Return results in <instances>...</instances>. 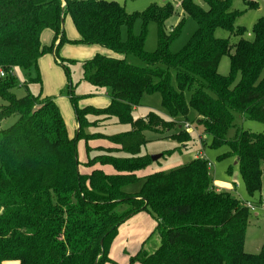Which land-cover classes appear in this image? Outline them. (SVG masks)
I'll use <instances>...</instances> for the list:
<instances>
[{
    "label": "trees",
    "instance_id": "trees-1",
    "mask_svg": "<svg viewBox=\"0 0 264 264\" xmlns=\"http://www.w3.org/2000/svg\"><path fill=\"white\" fill-rule=\"evenodd\" d=\"M199 1L182 0V16L167 30L166 21L180 16L171 1L152 3L131 15L113 0H0V122L16 117L11 126L0 128V264L111 262L108 250L119 225L140 210L156 220L159 244L148 252L143 243L130 263L264 264V241L255 253L243 247L249 209L231 193L214 189L206 159L195 157L168 172H153L138 191H124L140 179L136 172L152 162L139 154L148 141L144 132L168 122L152 111L133 119L141 97L153 93L160 94L171 118H185L192 110L211 136V146H227L222 157L235 160L249 196L262 187L264 135L239 129L231 139L225 136L233 127L234 111L264 124V16L246 36L245 27L235 25L242 11L232 9V0ZM242 1L249 8L257 6L256 1ZM67 14L77 32L73 40L64 34ZM186 16L195 20L196 31L182 49L171 52L169 45ZM137 19L143 29L149 22L157 25L153 52L144 50L143 34L131 33ZM123 26L126 41L121 39ZM217 29L238 37L232 52L229 38L215 36ZM45 30L52 35L49 45L41 43ZM65 43L109 51L81 62L83 79L104 91L107 106L79 108L69 85L77 125L73 136L53 98L31 93L17 98L12 91L18 86L15 68L34 70L29 81L40 83V57L50 53L56 58ZM127 56L143 65L128 62ZM223 56L229 58L227 75L218 73ZM110 118L131 129L98 133L111 145L91 148L84 129ZM79 138L86 146L87 172L79 169Z\"/></svg>",
    "mask_w": 264,
    "mask_h": 264
},
{
    "label": "rangeland",
    "instance_id": "rangeland-1",
    "mask_svg": "<svg viewBox=\"0 0 264 264\" xmlns=\"http://www.w3.org/2000/svg\"><path fill=\"white\" fill-rule=\"evenodd\" d=\"M121 4L125 11L131 15L141 14L150 4L156 3L162 5L167 1H171L179 11V17L169 18L165 25L169 30L176 26L178 20L182 16L180 3L182 0H113ZM257 2L256 7H247L242 0H232V9L242 11V14L236 19L235 25L244 26L247 36L255 21L264 16V0H253ZM201 2V0L199 1ZM63 28L65 37L68 39L77 38V32L74 28L70 15H65L63 19ZM197 28L194 19L185 17L182 28L175 39L170 43L169 50L171 52H178L182 49L188 41L192 38ZM133 35H144V50L146 52H153L157 47V25L154 22H149L143 29L142 23L137 19L131 29ZM215 36L220 38H229L232 46L237 42L238 37L231 35L227 31L217 29ZM128 37V29L123 26L121 28V39L126 41ZM51 37L48 32L41 35V43L49 45ZM95 52H98L97 45L85 44H63L58 51V56L50 53H44L40 57L38 68L41 82L29 81V78L35 77L34 70H24L22 68H15L13 75L18 81V86L12 91L17 98L23 97L27 93L35 96L50 97L54 99L60 112L63 115L65 125L71 136L74 135L73 126L76 125L74 116V109L70 96L68 95L69 85L73 90L72 95L78 96L77 106L79 108L85 106H94L102 108L108 105L109 100L103 90H97L90 83L85 81L82 76L81 62L87 58L92 57ZM65 60L61 64L60 60ZM127 61L138 66L143 64L134 57L127 56ZM229 72V58L223 56L218 65V73L227 75ZM264 74V71H263ZM172 85L176 87L174 73L171 79ZM190 93H185V99L188 100ZM2 102L0 101V104ZM152 111L165 120L166 123L154 127L150 131H145L144 136L148 140L140 146L139 154L152 156H159L156 160L144 169L138 171L136 174L140 178L136 183L128 185L124 188L126 192H136L140 189L144 182V177L156 171L168 172L172 169L186 165L195 157H202L210 163L209 172L213 179L214 189L222 192H229L243 202H257L261 196L264 195V177L262 179V187L259 192L249 196L244 188L242 178L239 173L238 166L235 160L230 157H222L228 150L226 145L219 147L211 146V136L203 132L201 125L196 122L197 114L190 111L187 117L171 118L167 115L166 110L161 105V97L159 93L144 94L139 104L132 110L133 119H143L147 117L148 113ZM233 127H231L225 138L231 139L239 129L248 130L251 132L261 133L264 135V124L253 119L244 117L240 112H233ZM90 120L94 118L89 117ZM16 120V117H10L0 122V128H7L11 126ZM190 124L192 131L189 133L185 130L184 124ZM181 126H180V125ZM179 125V126H177ZM131 129L128 123H119L115 118H110L101 125H96L84 129V132L90 133L86 136L92 143H99L102 133L103 135H115ZM73 131V132H72ZM179 140H177L175 137ZM190 138V139H189ZM189 139V140H188ZM104 143V142H102ZM101 143V144H102ZM77 155L79 161L86 159V146L83 138H79L76 143ZM92 156V152L90 153ZM222 157V158H221ZM228 168H231L228 171ZM140 172V173H139ZM145 175V176H144ZM140 176V177H139ZM144 176V177H143ZM248 227L245 232L244 250L247 253H255L260 248L264 241V208L260 204L254 208L249 209ZM158 234L154 227L151 234L144 242V248L148 252H153L158 244ZM9 264V263H6Z\"/></svg>",
    "mask_w": 264,
    "mask_h": 264
},
{
    "label": "crops",
    "instance_id": "crops-1",
    "mask_svg": "<svg viewBox=\"0 0 264 264\" xmlns=\"http://www.w3.org/2000/svg\"><path fill=\"white\" fill-rule=\"evenodd\" d=\"M44 32H48L50 37H52L50 31L45 30L43 31V33ZM97 47H98V52L109 53V51H106L105 49L99 46ZM76 126L77 125L73 126V130L76 129ZM88 145L91 148H96L98 146L107 147V146H110L111 144L105 139H101L100 142L96 144L95 143L93 144L92 141L89 140ZM91 152L93 156L96 151L95 149H93L91 150ZM85 153H86V159L83 161H80L81 165L79 166V169L81 172L88 171V169L85 168L83 165V162L87 160V151ZM102 169L107 173L114 172L113 168L110 166H103ZM156 225H157L156 220L146 210H140L134 213L133 215H131L130 217H128L121 225H119L117 229L116 236L112 240L111 245L108 250V257L111 260V262H107L105 264H139L138 262L130 263V257L134 256L139 251V249L145 242L146 238H148L149 234H151V232L153 231L154 227L156 228ZM6 263L18 264L17 261H8V262H3L2 264H6Z\"/></svg>",
    "mask_w": 264,
    "mask_h": 264
},
{
    "label": "built area",
    "instance_id": "built-area-1",
    "mask_svg": "<svg viewBox=\"0 0 264 264\" xmlns=\"http://www.w3.org/2000/svg\"><path fill=\"white\" fill-rule=\"evenodd\" d=\"M4 75L3 71L0 69V77H2ZM184 127H185V130L187 132H191L192 131V128H191V125L186 123L184 124ZM207 167L209 168L210 167V163L207 162ZM260 204V206H262L264 208V195L260 197V199L255 202V203H251V202H245V206L248 208V209H251V210H254L255 207H257L258 205Z\"/></svg>",
    "mask_w": 264,
    "mask_h": 264
},
{
    "label": "water",
    "instance_id": "water-1",
    "mask_svg": "<svg viewBox=\"0 0 264 264\" xmlns=\"http://www.w3.org/2000/svg\"><path fill=\"white\" fill-rule=\"evenodd\" d=\"M158 157H159V156H152V157H151V160L154 161V160H156Z\"/></svg>",
    "mask_w": 264,
    "mask_h": 264
}]
</instances>
